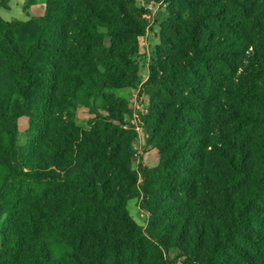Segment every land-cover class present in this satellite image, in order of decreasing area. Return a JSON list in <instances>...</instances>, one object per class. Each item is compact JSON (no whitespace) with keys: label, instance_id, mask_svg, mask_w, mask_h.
Here are the masks:
<instances>
[{"label":"trees","instance_id":"obj_1","mask_svg":"<svg viewBox=\"0 0 264 264\" xmlns=\"http://www.w3.org/2000/svg\"><path fill=\"white\" fill-rule=\"evenodd\" d=\"M147 1L168 18L145 81L137 0L0 17V264H264V0ZM138 86L156 159L135 170L115 91Z\"/></svg>","mask_w":264,"mask_h":264},{"label":"rangeland","instance_id":"obj_2","mask_svg":"<svg viewBox=\"0 0 264 264\" xmlns=\"http://www.w3.org/2000/svg\"><path fill=\"white\" fill-rule=\"evenodd\" d=\"M27 0H10L9 8H0V17L6 21L21 20L25 21L32 17H35L39 11H43L46 0H36L34 8L28 9L24 12V4ZM137 5L144 9V19L147 23L145 35L139 40V56L138 65L139 73L145 81L148 77V67L153 55V49L159 44V24L168 18L166 12V5L163 2L154 3L147 0H137ZM116 95L123 97L128 102L130 113L126 116V126L132 128L136 132V138L134 140L135 159L133 168L136 170L139 165H145L151 167L155 164L156 153L146 148V132L142 127V116L147 111V105L149 98L142 86H138L136 89L127 88L115 91ZM95 104L100 103V99H97ZM92 118L88 109L80 106L76 110V122L79 126H87L89 120ZM19 130L24 131L27 128V119L22 118L19 120ZM128 214L133 220L145 227L148 222L149 214L142 210L139 206L137 199L129 200L127 203ZM169 259L173 260L174 254L172 251L168 254ZM181 260H178L174 264H182Z\"/></svg>","mask_w":264,"mask_h":264},{"label":"crops","instance_id":"obj_3","mask_svg":"<svg viewBox=\"0 0 264 264\" xmlns=\"http://www.w3.org/2000/svg\"><path fill=\"white\" fill-rule=\"evenodd\" d=\"M10 1V0H9ZM27 2V1H26ZM35 3H36V1H35ZM25 5V4H24ZM34 4L33 5H31L28 9H30V8H34ZM44 8H45V5H44ZM28 9H26L24 12H26ZM43 13H44V9H43V11L41 12V11H39L37 14H36V16L35 17H39V16H42L43 15ZM32 18H34V17H32ZM4 20V19H3ZM29 20V19H28ZM6 21V20H5ZM25 21H27V20H25ZM147 137V136H146Z\"/></svg>","mask_w":264,"mask_h":264},{"label":"built area","instance_id":"obj_4","mask_svg":"<svg viewBox=\"0 0 264 264\" xmlns=\"http://www.w3.org/2000/svg\"><path fill=\"white\" fill-rule=\"evenodd\" d=\"M144 17H145V15H144Z\"/></svg>","mask_w":264,"mask_h":264}]
</instances>
